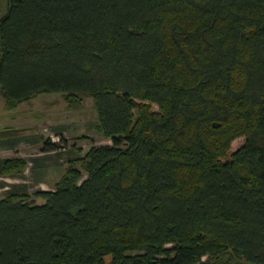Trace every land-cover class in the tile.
<instances>
[{
	"label": "trees",
	"instance_id": "1",
	"mask_svg": "<svg viewBox=\"0 0 264 264\" xmlns=\"http://www.w3.org/2000/svg\"><path fill=\"white\" fill-rule=\"evenodd\" d=\"M49 93L111 142L0 197V264H264V0H0L4 108Z\"/></svg>",
	"mask_w": 264,
	"mask_h": 264
},
{
	"label": "rangeland",
	"instance_id": "2",
	"mask_svg": "<svg viewBox=\"0 0 264 264\" xmlns=\"http://www.w3.org/2000/svg\"><path fill=\"white\" fill-rule=\"evenodd\" d=\"M1 103L0 100V105ZM2 111L0 114L4 112ZM2 118L5 123L17 122L15 127L23 131L19 133L18 141L13 146L1 144L0 159L18 154L27 161V166L21 173L0 176V197L13 185H22V190L28 193L51 190L72 159L83 156L92 144L111 142L93 129L95 111L92 99L88 96L82 98L79 108L70 109L62 93L39 94L20 103ZM60 135L64 141L61 142L63 145L59 150L42 151L41 138L58 141ZM83 136L86 138H82ZM7 140L10 139L1 141ZM243 141V137L235 138L231 142L229 153ZM36 202L42 203L43 199L37 198Z\"/></svg>",
	"mask_w": 264,
	"mask_h": 264
},
{
	"label": "crops",
	"instance_id": "3",
	"mask_svg": "<svg viewBox=\"0 0 264 264\" xmlns=\"http://www.w3.org/2000/svg\"><path fill=\"white\" fill-rule=\"evenodd\" d=\"M50 94V93H49ZM32 99V98H31ZM0 100H1V108H0V113H1V111H2V107H3V113L2 114H0V133L3 131V130H7V129H18V127H15V125L17 124V122H12V124H11V122H9V123H5V122H2V120H3V118H2V116H5V114L8 112V111H11L12 109H10V110H7V109H5L4 108V101L2 100V98L0 97ZM26 102V101H25ZM20 104V103H19ZM18 104V105H19ZM17 105V106H18ZM17 106L15 107V108H13V109H16L17 108ZM14 118V117H13ZM15 120V119H14ZM4 124V125H3ZM13 126V127H12ZM2 139L0 138V146H1V144H2V146H13L17 141H18V138L17 139H14V140H12V139H10L9 141L7 140V141H1ZM52 152H54V151H52ZM16 156H18V154L16 155ZM3 159V158H2ZM27 162V161H26Z\"/></svg>",
	"mask_w": 264,
	"mask_h": 264
}]
</instances>
